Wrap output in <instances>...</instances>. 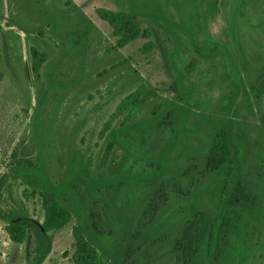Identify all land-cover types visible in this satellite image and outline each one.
<instances>
[{
	"label": "rangeland",
	"instance_id": "374dc122",
	"mask_svg": "<svg viewBox=\"0 0 264 264\" xmlns=\"http://www.w3.org/2000/svg\"><path fill=\"white\" fill-rule=\"evenodd\" d=\"M183 3L0 0V174L18 159L42 164L71 211L63 226L51 230V249L41 264H183L174 241L219 190L218 175L205 171V152L208 114L224 81L195 49L224 41L245 64V81L254 83L264 67V0H220L214 18L200 17L206 34L193 32L203 42L190 38ZM98 8L131 9L147 36L120 43ZM236 129L248 148L245 172L264 188V93ZM148 139L158 144L157 155L143 154ZM110 140L115 145L106 153ZM73 159L83 174H69ZM160 184L165 200L141 217L145 199ZM0 204L44 217L41 196L20 177L7 175ZM87 206L102 219L112 207L125 210L130 232L140 221L137 244L125 247L110 222L99 245L89 243L74 257L73 226L88 224ZM254 222L238 264H264V220ZM5 226L0 218V264H28L26 242L11 240Z\"/></svg>",
	"mask_w": 264,
	"mask_h": 264
},
{
	"label": "trees",
	"instance_id": "16d2710c",
	"mask_svg": "<svg viewBox=\"0 0 264 264\" xmlns=\"http://www.w3.org/2000/svg\"><path fill=\"white\" fill-rule=\"evenodd\" d=\"M179 1L185 2L183 3L187 12L185 17L192 26L190 38H194L196 42H203L202 36L197 39L196 33L193 32L206 34V26L199 21L200 17L214 18L220 0ZM199 9H203L204 14L201 15ZM97 12L102 19L112 25L113 33L117 35L120 43L138 36H147L148 31L141 27L131 9L127 11L98 8ZM195 51L211 62L213 68L220 70L221 80L224 81L218 104L212 107L208 114L211 126L209 145L205 152V171L218 175L219 190L210 207L193 212L185 221L183 231L175 239L173 247L177 259L183 264H238L239 261H243L247 229L255 223L254 219L264 220V188L259 186L257 178L251 179L245 172L248 148L236 132L240 118L255 111V105H258L264 93V67L257 72L255 82L249 84L244 78L245 64L237 53L232 55L224 41H207L206 45ZM32 55L36 68L39 57L38 51L34 48ZM146 144L143 154L157 155L158 144L151 139H148ZM114 145L115 141L110 140L106 153L107 151L109 153ZM72 163L74 164L68 168L69 174L75 176L77 173L83 174L84 167L81 163L76 159H73ZM7 175L20 177L41 196L44 210L42 220L31 216L23 207L4 208L0 204V218L6 222L5 227L10 239L19 243L26 242L30 256L28 264H41L51 249V230L63 226L71 218V211L64 202L65 198L60 195L62 187L60 184L49 183L42 164L24 158L16 160L0 174V197ZM91 179L94 177L87 180V189L93 187ZM95 189L97 188L94 187L92 190ZM165 196L166 191L160 184L145 199L141 217L147 216L149 212H155L159 208V203L165 200ZM112 208L111 216L106 215L102 219L100 212L95 211L93 207H85L84 213L88 224L79 221L73 226L74 257L85 251L89 243L99 245V235L110 232V229H107L110 222L115 227L113 235L118 236L120 241L123 239L125 247L131 248L137 244L134 242L136 232L140 230L142 223L138 222L136 232H130L126 224L128 217L126 211ZM113 263L120 264V260H114Z\"/></svg>",
	"mask_w": 264,
	"mask_h": 264
}]
</instances>
